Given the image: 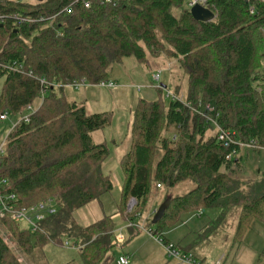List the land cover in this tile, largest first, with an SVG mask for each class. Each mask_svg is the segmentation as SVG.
I'll list each match as a JSON object with an SVG mask.
<instances>
[{"label": "trees", "instance_id": "1", "mask_svg": "<svg viewBox=\"0 0 264 264\" xmlns=\"http://www.w3.org/2000/svg\"><path fill=\"white\" fill-rule=\"evenodd\" d=\"M184 4L91 0L86 9L79 0L0 1V64L23 66L20 72L0 68V116L21 113L44 90L28 122H19L6 137L0 181L6 182L4 192L15 196L18 209L47 199L57 206L56 214L45 218L35 233L20 231L9 216L0 221L21 253L31 257L49 243L61 245L65 237L80 248L83 264L110 260L115 246L112 220L104 217L81 228L73 218L75 211L112 188L110 177L101 171L108 149L91 139V133L108 125L109 117L87 115L62 89L80 81L99 85L108 81L114 64L127 57L147 64L148 53L175 60L186 88L182 94L178 84L173 93L178 100L168 106L161 99L138 102L129 148L120 161L124 182L117 214L132 223L150 209L161 189L190 182L194 188L182 196L163 195L169 204L153 232L160 241L164 228L185 214L212 207L223 213L238 209L234 242L242 240L253 221L264 222V174L238 179L240 158L226 156L243 148L226 147L215 135L205 137L202 117L185 106L210 104L219 128L233 132L239 144H252L244 149H264V3L208 0L214 14L209 22L194 20ZM38 79L49 85L41 87ZM164 89L160 85L158 93ZM131 199L135 208L127 214ZM259 257H264V247ZM19 259L0 233V264H22Z\"/></svg>", "mask_w": 264, "mask_h": 264}, {"label": "rangeland", "instance_id": "2", "mask_svg": "<svg viewBox=\"0 0 264 264\" xmlns=\"http://www.w3.org/2000/svg\"><path fill=\"white\" fill-rule=\"evenodd\" d=\"M11 1L35 4L37 0ZM184 7H186V4H184ZM147 60V64H139L133 57H127L121 63L114 64L107 78L108 81L116 84L117 87L114 89L90 85L89 83L80 84L78 87L66 86L62 89V95L69 101L83 105L87 115L104 113L109 117L108 125L91 133V139L94 144L104 143L108 149V155L101 165V171L110 177L112 188L98 199L91 201L73 213L74 220L81 228H86L104 217L112 220L114 224L113 243L115 242V236H121L123 242H115L107 264H117L118 258L123 253H128L131 256L129 264H180L176 259L168 257L166 251L155 241L157 237L149 234V232L153 233L156 230V227L148 221V218L152 220V214L156 209L152 213L148 209L145 214H142V217L137 216L132 223L135 226L138 225V227L132 228L127 227L130 222H126L117 214V206L120 203L124 182L120 161L122 155L129 148L130 131L138 102L140 100L152 102L161 99L164 105L168 106L170 99L165 97V90L174 93L175 87L180 84V93L184 94L186 88L185 81L180 78L181 71L175 60L167 58L163 54L155 58L149 53L147 54ZM261 71L264 74V57L261 59ZM158 73L160 74V81L157 83L154 81L153 76ZM3 83L4 78L2 77L0 78V94ZM158 85L165 87L164 94L158 93ZM137 88H140V90L138 91ZM39 105L40 99L37 98L32 103V109H25L18 114L10 113L7 114L5 120L0 119V147L3 146L7 135L19 121L24 116L30 115ZM206 125L205 137L215 135V128L211 124ZM240 156L239 166L235 168L238 169L236 177L243 181L260 179L264 174V149L260 151L243 149L237 155V157ZM193 188L194 185L190 182L179 183L171 189H161L156 199L159 200L160 198V201L162 199L164 201L166 194L167 196H182ZM133 205L131 200L127 202V214L134 211L135 205ZM159 205L160 202H156V208ZM130 206L133 208L129 209ZM219 211V208L212 207L201 213L200 217L195 212L185 214L176 225L164 228L162 239L165 237L181 254H191L184 251L186 246L193 243H197L196 245L201 244V248L207 252L204 253L205 258L208 260L206 262L211 263L209 261L216 255V249L220 245H215L218 240L209 226H213L214 217L219 215ZM128 216L125 215V219ZM235 221V219L230 218L228 225L224 226V230L227 229L228 232L230 230L228 234H234L232 227L235 225ZM17 225L20 231L29 230V225L26 223L20 222ZM5 229L0 222L1 235L20 258L22 264H83L80 257V248L75 245L73 239L62 237L61 245L47 244L42 253H33L31 256L35 258L33 260L21 253L18 247L9 240ZM202 232L205 233L199 235ZM223 240L225 239L221 241ZM241 241V243L236 242L235 244L229 241L226 243L223 252L226 259L222 261V264H264V257H259V253L264 247V222L253 221ZM65 242L68 243L67 246L64 245ZM196 245L193 247L195 248Z\"/></svg>", "mask_w": 264, "mask_h": 264}, {"label": "built area", "instance_id": "3", "mask_svg": "<svg viewBox=\"0 0 264 264\" xmlns=\"http://www.w3.org/2000/svg\"><path fill=\"white\" fill-rule=\"evenodd\" d=\"M79 1L83 4L84 8H86V9H89L91 7V0H79ZM98 1L104 2L107 4H115L121 0H98ZM207 1L208 0H185V4H186L187 9H189V10L196 5L207 8ZM246 1H248V0H246ZM256 1H258L260 3H264V0H256ZM65 12L67 14H70L71 9L66 8ZM253 12H254L253 8H250V13L252 14ZM54 17L55 16H53L52 18H54ZM1 19L2 18L0 17V21H1ZM12 67L13 68H9L7 65L0 64V68L13 70L15 72H20L23 69V66L18 65V64L13 65ZM28 75L33 76L31 71H29ZM153 79L155 82L158 83L160 81V74L159 73L155 74L153 76ZM38 81H39L41 87H45V86L49 85V83H47L44 79H38ZM80 84H86V83H84L82 81L72 82L68 85H65L64 87H66V86L78 87ZM60 86H61L60 84H52V87H55V88H58ZM98 86L103 87V88H108V89H114L115 87H117L116 84L111 82V81L101 82ZM158 87H160V85H158L157 88ZM137 90L139 91L140 88H137ZM165 97L170 99V101H177L178 100V98L168 90L167 91L165 90ZM43 98H44V90H41L40 97H39L40 104L43 101ZM185 106L189 110H191L192 112L201 116L203 121L205 122V124H211L215 128V130H216L215 137L219 142H222L224 144V146L228 147L230 145H238V146H240V148H250L252 146L251 143L247 144V145L239 144L235 140V138H234L235 134L233 132H227V131H224L221 128H219L217 126V123H216L217 114L214 112V108L210 104L203 105L201 103H198L195 106L191 102H185ZM25 109H27V110L32 109V105L27 106ZM31 114L28 116H24L19 122H21V121L28 122ZM6 116H7V113L1 115L0 119L5 120ZM4 144H5V142H4ZM4 144H3V146L0 147V155L4 153ZM237 154H238V152L232 151L231 153H229L226 156V160H232V158L236 157ZM5 187H6V182L4 180L0 181V221L3 220L4 218H6L7 216H9L10 220L17 223V224L20 222L28 224L29 225L28 231L30 233H35L37 231H40V223L45 218H47L48 216H52V215L56 214L57 206H56L55 202L51 199L43 200V201L39 202L38 204L31 206L29 208L18 209L15 196L12 194L5 193L4 192ZM131 203H133L134 205L136 204V202L133 199H131ZM132 208L130 206L129 209H132ZM154 212H153V214H154ZM127 227H129V228L138 227V225L135 226L133 223L130 222L129 224H127ZM149 234H151L153 236V233L149 232ZM114 240L117 243L123 242V238L121 236H119V237L115 236ZM115 242H114V244H115ZM64 245L67 246L68 243L65 242ZM163 247H164L168 257L176 259L180 264H222V258L217 259L213 263H207L205 261H202V260L196 258L193 254H188V253L181 254L171 244L163 243ZM117 264H129V257L126 255L120 256L117 260Z\"/></svg>", "mask_w": 264, "mask_h": 264}, {"label": "crops", "instance_id": "4", "mask_svg": "<svg viewBox=\"0 0 264 264\" xmlns=\"http://www.w3.org/2000/svg\"><path fill=\"white\" fill-rule=\"evenodd\" d=\"M244 149V148H243ZM243 149L241 150V151H243ZM124 155V154H123ZM122 155V156H123ZM122 158V157H121ZM240 159H241V156L239 157ZM239 159V160H240ZM157 198V197H156ZM155 198V199H156ZM154 199V200H155ZM156 202H160V198H159V200L158 199H156L155 201H153L152 203H151V206H150V211H151V213L154 211V209H156ZM195 213H198L199 214V216L198 217H200L201 216V213H204V211H199V212H195ZM153 215V214H152ZM237 216H238V209H236V208H233V209H231V211L230 210H227L226 212H224L223 213V211L220 209V211H219V215H217V216H215L214 217V221H213V226H209V228H211L213 231H214V233H215V235H216V238H217V242H216V244L215 245H220V247L219 248H217L216 249V255L214 256V257H212L211 259H210V261L209 262H214V261H216L217 259H219V258H222V261H224L225 259H226V256L223 254V252H224V246L226 245V243H228V241L229 242H232V244H235L236 242H234L233 241V233H232V235H231V233L230 234H228L229 232H230V230H229V232H228V230L227 229H223L224 228V226L226 227V225H228V223H229V220H230V218L231 219H235L236 221H235V225H236V222H237ZM144 220V219H143ZM235 225H233V227H232V229L234 230L235 228ZM214 227H215V229H214ZM209 228H207V230H209ZM206 230V229H205ZM206 230V231H207ZM205 232H202L201 234H199V235H203ZM162 236H164L163 234H162ZM221 236H223V237H221ZM199 237V236H198ZM164 238V242H162V241H160V239H157V240H155L163 249H164V247H163V243H167V244H171L170 243V241H168L167 239H165V237H163ZM222 239H225V240H223V241H221ZM242 242V241H241ZM240 242V243H241ZM197 244V243H196ZM195 243H193V244H190V245H188V246H186V249H184V251L185 252H190L191 254H193L196 258H198V259H200V260H202V261H208L206 258H205V256H204V253L206 252L205 250H203L202 248H201V244H198V245H196ZM204 244H207V243H204ZM196 245V247L194 248L193 246H195ZM263 249V248H262ZM165 250V249H164ZM217 252H219V253H217ZM207 253V252H206ZM213 254V252L211 253V255ZM124 255H126V256H128L129 257V260H131V256L128 254V253H123L122 254V256H124Z\"/></svg>", "mask_w": 264, "mask_h": 264}, {"label": "water", "instance_id": "5", "mask_svg": "<svg viewBox=\"0 0 264 264\" xmlns=\"http://www.w3.org/2000/svg\"><path fill=\"white\" fill-rule=\"evenodd\" d=\"M190 13L193 19L196 21L209 22L214 19V14L212 11H210L208 8H204L199 5H196L193 8H191ZM168 204H169V200L167 199L158 206L151 220L152 225L157 224V222L162 218Z\"/></svg>", "mask_w": 264, "mask_h": 264}]
</instances>
